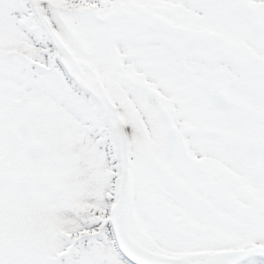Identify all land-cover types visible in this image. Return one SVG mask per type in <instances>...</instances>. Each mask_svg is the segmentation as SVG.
I'll use <instances>...</instances> for the list:
<instances>
[{
  "label": "snow or ice",
  "instance_id": "1",
  "mask_svg": "<svg viewBox=\"0 0 264 264\" xmlns=\"http://www.w3.org/2000/svg\"><path fill=\"white\" fill-rule=\"evenodd\" d=\"M0 264H264V0H0Z\"/></svg>",
  "mask_w": 264,
  "mask_h": 264
}]
</instances>
